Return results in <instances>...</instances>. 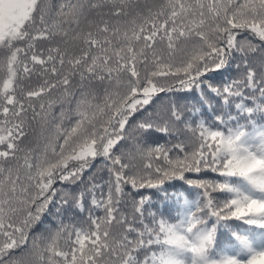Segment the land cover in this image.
<instances>
[{"label": "snow or ice", "instance_id": "1", "mask_svg": "<svg viewBox=\"0 0 264 264\" xmlns=\"http://www.w3.org/2000/svg\"><path fill=\"white\" fill-rule=\"evenodd\" d=\"M257 115L264 0H0V264H264ZM175 181L199 191L170 222L153 197Z\"/></svg>", "mask_w": 264, "mask_h": 264}, {"label": "trees", "instance_id": "2", "mask_svg": "<svg viewBox=\"0 0 264 264\" xmlns=\"http://www.w3.org/2000/svg\"><path fill=\"white\" fill-rule=\"evenodd\" d=\"M141 7H143V5H141ZM230 75H233L231 71H229L228 73H221L220 75L210 77V79L214 81H220L221 79L226 80L228 79V76ZM173 98L178 99L180 103L187 105L189 107L195 104L196 102V98L192 95H184L178 98L177 97H173ZM203 116L208 120L210 124L212 123V120H211L212 114L210 112L205 111L203 113ZM253 119L257 120V122L260 124H264V116L257 115L253 117ZM192 123L194 124L195 120H193ZM236 123L237 121H233L232 125L235 126ZM239 123L248 124V119L244 116H241ZM213 127H217V125L213 124ZM219 127H220V130L226 131L225 127L223 126H219ZM249 130H250V125H249ZM27 131H28V136L24 140V143L21 145V147L25 149L34 148L37 144L39 127L38 125H33L31 128L27 129ZM170 139L175 141L177 137L173 136ZM179 139L185 140L187 142V141L193 140V136L188 131L183 130L181 126V132H180ZM104 175L106 176V173ZM188 175H195V174H188ZM204 175L209 176V177L215 176V174H211V173H205ZM219 179L223 180V178H219ZM230 182L237 183L238 181L236 178H232ZM165 188H166V192L157 193L153 197L154 203L152 207L154 211L158 209L159 210L158 214L163 215L170 222H176L178 218L182 217L183 214L188 210L187 206H185L183 203V199L186 198L190 202H194L197 199L199 190L194 189L190 186L184 185L180 181L167 182L165 185ZM146 191H153V190H146ZM176 193H184L186 194V196L180 197V198H174V194ZM214 195L225 196L227 194L217 193ZM125 210L131 213V206L129 205ZM193 210H194V205H193ZM53 215H58V214H55L53 212V214L45 216L43 218L42 223L37 224L35 228L32 229L30 235L34 236L37 234H43L44 237H47L49 235V231H48V228H46V225H49L51 229L53 230L56 229L58 226L57 220L53 218ZM60 218L63 219L64 223L71 222L77 225H80L85 220V217L80 214H75L74 218L70 220V214L68 212H65L63 216ZM228 224L230 225V229L234 231H240V232L249 231V230L258 231L255 229H250L248 225H244L242 222H238V221H230L228 222ZM83 226L87 227L86 224H83ZM232 243H234V241L232 240L230 236L229 230H226L223 226H219L218 233H217V241L215 244V250L218 251L221 248H225L227 245H230ZM19 254H20V250H17L15 255H19Z\"/></svg>", "mask_w": 264, "mask_h": 264}, {"label": "clouds", "instance_id": "3", "mask_svg": "<svg viewBox=\"0 0 264 264\" xmlns=\"http://www.w3.org/2000/svg\"><path fill=\"white\" fill-rule=\"evenodd\" d=\"M182 246L181 245H179V244H177V245H174V248H176V249H180ZM178 258H183V257H178Z\"/></svg>", "mask_w": 264, "mask_h": 264}]
</instances>
